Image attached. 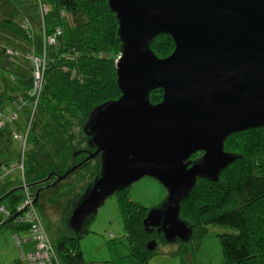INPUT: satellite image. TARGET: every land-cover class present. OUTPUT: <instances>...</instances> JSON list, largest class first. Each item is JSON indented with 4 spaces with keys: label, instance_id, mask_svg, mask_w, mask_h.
<instances>
[{
    "label": "trees",
    "instance_id": "16d2710c",
    "mask_svg": "<svg viewBox=\"0 0 264 264\" xmlns=\"http://www.w3.org/2000/svg\"><path fill=\"white\" fill-rule=\"evenodd\" d=\"M116 28L106 0H0V148L17 142L21 148L18 161L23 160L25 152L34 155L28 177L20 162H8L7 166L0 160V176L9 175L14 168L20 174V186L7 190L0 184V226L12 221L31 242L26 250L19 251L25 264V254L36 243L33 233L42 234L50 245L54 257L51 264H60L57 251L64 252L65 264H83L77 246L81 235L65 234L55 248L33 203L41 190L82 169L76 179L70 180V190H74L78 181L86 177L76 193L79 197L99 172L98 154L85 159L95 148L88 144L82 128L96 105L119 95L114 74V61L119 54ZM172 47L167 34L155 36L150 44L158 57L167 55ZM35 59L42 71L37 89ZM160 95V88L151 89L149 102L159 101ZM77 135L81 136L78 141L84 142L82 146L80 142L74 145ZM223 150L234 155V159L220 170L217 179L196 178L179 202L178 218L191 231L196 228V236L208 224L231 229L216 234L221 264H264V127L230 134L223 141ZM199 155L195 152L190 159ZM73 164L77 166L55 181ZM19 188L18 201L7 199ZM127 188L115 193L124 230L132 240L130 254L147 264L152 250L145 249V242L154 239L152 236L164 239L160 233L143 230L141 220L147 209L127 199ZM4 198L8 205L3 203ZM27 199L30 205L25 206ZM29 211L34 217L30 221ZM12 237L20 250L22 238L17 232ZM65 241L70 242V247ZM92 263L100 264H89Z\"/></svg>",
    "mask_w": 264,
    "mask_h": 264
},
{
    "label": "water",
    "instance_id": "95a60500",
    "mask_svg": "<svg viewBox=\"0 0 264 264\" xmlns=\"http://www.w3.org/2000/svg\"><path fill=\"white\" fill-rule=\"evenodd\" d=\"M117 24L114 61L119 95L96 105L83 125L99 172L67 212L79 236L104 200L143 176L165 190L141 220L165 241H186L179 202L196 178L215 180L234 159L230 134L264 127V0H106ZM167 34L171 51L156 56L153 38ZM160 88V100L148 93ZM200 152L194 160L190 156ZM71 166L55 181L70 172ZM47 179V178H46ZM155 242H145L152 250Z\"/></svg>",
    "mask_w": 264,
    "mask_h": 264
},
{
    "label": "rangeland",
    "instance_id": "374dc122",
    "mask_svg": "<svg viewBox=\"0 0 264 264\" xmlns=\"http://www.w3.org/2000/svg\"><path fill=\"white\" fill-rule=\"evenodd\" d=\"M2 32L0 31V36H2ZM23 65L26 66L27 64ZM74 129V134H77L75 132L77 128ZM79 138L81 136L77 135L73 139L74 145L81 141H78ZM83 144V141L80 142L81 146ZM20 155L21 148L17 142L10 143L4 149L0 148V160L6 162L7 166L10 161H18ZM32 156H34L33 152H25L23 160L18 161L23 164L26 177H28V169L33 168ZM82 172V169L77 170L67 178L60 180L56 185L41 190L38 198L33 203L43 228L51 237V243L55 248L60 242V239L55 237H62L65 234L71 236L72 234L65 226L66 213L76 202V193L81 190L86 177L82 181H78L74 190H70L73 184L70 180L76 179L75 177ZM7 178H11L16 187L20 186V174L18 172L16 175L12 173L8 177L0 176V184L3 185ZM125 195L135 206L148 210L161 205L165 197V190L155 179L143 176L128 186ZM11 197H15L18 201L21 198V189L12 191V195L7 199ZM3 203L8 205L5 198ZM39 204L42 207H39ZM230 230L227 226L208 224L205 226L204 232L202 231L198 236H196V228L193 231L190 229V234L193 233V235L186 241H160L158 236H152L151 238H154L156 243L147 259V264H221L222 256L216 234ZM14 232L20 235L19 230L15 228L12 221L0 226V264H13L18 261V249L12 237ZM65 243L66 247H70L69 241H65ZM77 246L81 252L83 264L91 262L100 264H144L130 254L132 240L127 237L124 230L117 193L108 196L103 204L97 208L96 213L88 219L85 232L77 239ZM57 257L60 264H65L63 251H57Z\"/></svg>",
    "mask_w": 264,
    "mask_h": 264
},
{
    "label": "built area",
    "instance_id": "2783aa9c",
    "mask_svg": "<svg viewBox=\"0 0 264 264\" xmlns=\"http://www.w3.org/2000/svg\"><path fill=\"white\" fill-rule=\"evenodd\" d=\"M50 41V39H49ZM41 65L38 60H34V88H38L41 82ZM25 206L30 205L29 199L25 201ZM33 213L31 211L28 212V220H33ZM34 227V225H32ZM36 230V229H35ZM33 237L36 239V243L34 244V248L31 251H28L25 254V259L28 264H51V260L53 257V252L50 245L43 240L42 234L33 233ZM94 264V263H92Z\"/></svg>",
    "mask_w": 264,
    "mask_h": 264
},
{
    "label": "crops",
    "instance_id": "0c3cea01",
    "mask_svg": "<svg viewBox=\"0 0 264 264\" xmlns=\"http://www.w3.org/2000/svg\"><path fill=\"white\" fill-rule=\"evenodd\" d=\"M10 164H14L13 162H11L10 161ZM17 168H14V169H12L11 171H10V174H17ZM9 174V173H8ZM9 174V175H10ZM9 175H7L6 177H8ZM13 186H15L14 185V182H13V180L11 179V178H7V180H5L4 181V184L2 185V188H5V189H10V188H12ZM77 199H78V197H77ZM10 200H11V202L12 201H14L15 200V198L14 197H11L10 198ZM75 201H76V199H75ZM39 207H42V205L41 204H39ZM67 214V213H66ZM15 227H17V226H15ZM45 230V229H44ZM20 232V237L22 238V242H21V249L19 250L18 248V255H19V251L21 252H23L24 250H26L25 248H27V247H29V245L31 244V242L30 241H28V240H26V238H25V234H23V232L22 231H19ZM46 232V231H45ZM46 234H47V232H46ZM47 236H48V234H47ZM48 238H49V240H50V242H51V237H49L48 236ZM55 238H57V239H60V238H62V237H55ZM52 244V243H51ZM13 264H25L24 263V261L22 260V259H20V257H18V261H16L15 263H13Z\"/></svg>",
    "mask_w": 264,
    "mask_h": 264
},
{
    "label": "flooded vegetation",
    "instance_id": "af4514ba",
    "mask_svg": "<svg viewBox=\"0 0 264 264\" xmlns=\"http://www.w3.org/2000/svg\"><path fill=\"white\" fill-rule=\"evenodd\" d=\"M86 155V154H85ZM193 160V158H191ZM152 231H155L154 229ZM161 234V233H160Z\"/></svg>",
    "mask_w": 264,
    "mask_h": 264
}]
</instances>
